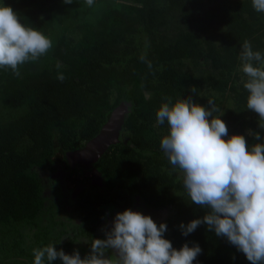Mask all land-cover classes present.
Here are the masks:
<instances>
[{
  "label": "trees",
  "instance_id": "1",
  "mask_svg": "<svg viewBox=\"0 0 264 264\" xmlns=\"http://www.w3.org/2000/svg\"><path fill=\"white\" fill-rule=\"evenodd\" d=\"M135 1L143 4L139 17L132 16V6L116 0H95L91 7L85 0L71 4L63 0H0L10 5L25 25L53 41L46 55L20 67L19 77L11 69L0 68V264H33L32 250L49 244L57 251L74 253L77 236L71 237L64 221L51 212L52 206H45L49 199L43 195L39 171L53 170L56 156L73 160L75 151L98 134L121 102L128 104V110L119 141L94 163L104 181L98 196L111 192L124 198L126 207L137 195L147 207L160 209L166 201L169 216L156 223L167 224L164 236L176 249L185 243L190 247L199 244L202 252L194 264H251L206 224L187 236L182 234L181 223L202 218L208 209L169 196L170 191L184 195L186 191L182 176L172 172L179 170L161 150L160 141L168 128L167 123L157 124L156 112L167 97L173 103L192 97L203 105L207 102L198 95L225 94L228 105L221 118L228 135H244L249 147L264 142L258 114L246 108L248 92L239 71L245 40L254 51L264 54V13L253 8L252 0H217L216 6H208L211 0ZM164 5L175 11L172 19L166 18ZM136 25L153 41L149 42L153 53L135 56L120 75L108 79L115 94L109 101L106 65L115 63L117 43L135 35ZM159 25L172 33L156 38ZM200 55L205 66L196 63V70L186 71L184 61ZM58 62L62 65L59 69ZM61 72L63 82L57 79ZM97 91L98 97L104 94L105 98L95 99ZM249 129L259 132L261 140L249 135ZM76 209L85 222L100 218L99 213H86L81 200ZM93 229L86 228L91 240ZM64 237L67 240L62 242ZM60 262L58 258L51 264Z\"/></svg>",
  "mask_w": 264,
  "mask_h": 264
},
{
  "label": "clouds",
  "instance_id": "2",
  "mask_svg": "<svg viewBox=\"0 0 264 264\" xmlns=\"http://www.w3.org/2000/svg\"><path fill=\"white\" fill-rule=\"evenodd\" d=\"M85 2L91 7L95 0ZM252 6L264 13V0H252ZM52 47L50 37L25 25L10 5L0 3V68L11 69L19 77L22 65L39 60ZM239 60V71L244 74L241 82L248 92L246 108L258 114L259 127L264 129V54L245 40ZM56 67L62 65L58 62ZM57 79L63 82L64 74L59 73ZM208 105L192 97L174 103L167 97L156 112L157 124L167 123L168 128L160 141L161 150L181 173L187 199L208 209L202 218L181 223L180 229L187 236L206 224L251 264H264V142L249 147L244 135L229 136L221 109L212 99ZM248 134L261 140L259 132L249 129ZM167 230L166 223L158 225L150 215L126 209L116 214L106 239H92L85 258L79 251L70 255L49 244L32 250L33 264H51L58 258L62 264H194L202 252L199 244L185 243L176 249L164 236ZM107 250L114 254L106 256Z\"/></svg>",
  "mask_w": 264,
  "mask_h": 264
},
{
  "label": "rangeland",
  "instance_id": "3",
  "mask_svg": "<svg viewBox=\"0 0 264 264\" xmlns=\"http://www.w3.org/2000/svg\"><path fill=\"white\" fill-rule=\"evenodd\" d=\"M116 1L121 2V3H125L129 6H132L133 10H134V14H132V16L139 17V13L141 14L143 4L136 2L135 0H116ZM229 1H232V0H227L226 2H229ZM217 2H218L217 0H211L208 2V6L209 5L210 6H216ZM163 7H164V12H165L166 18L172 19V15L175 13V11H173V9L169 8L167 5H164ZM160 26H162V25H159L158 26L159 28H157V30L155 31L156 38L157 37L159 38L161 36H165V34H168V33H172L171 31H168V30L165 32V30L167 28H163ZM136 27H137L138 31L135 33V35L134 34L127 35L126 39H124L123 41L119 40V43H117V47H119V51H118L117 59H116L115 63L111 64V65H106L107 70L104 74V78H105L104 82L106 85V92H105V94L107 96L106 99H108L109 101H112L114 99L115 94L112 90V86H111L110 81L108 82V79L109 78H116V76L120 75L121 69H126L127 68L126 66L128 65V63L131 62V59L135 58V56H138L141 53H144V55L149 56V54L153 53V45L151 43H149V42L153 43V41H150L148 35L145 33V31L141 25L140 26L136 25L135 28ZM158 42L161 43L162 39L161 38L158 39ZM194 60H196V62ZM184 63H185V69L188 72H193V68L196 70L197 65L198 66H205L204 59L201 58V55L199 57H197V59H187L184 61ZM196 63H197V65H196ZM146 93H147V95H150L149 91H146ZM198 97L205 99L207 104L204 103L203 105L206 107H210L208 105V99H212L215 102V104L217 105V107L219 109H221V111L223 113L227 109L226 107L228 104H227V102H224L226 99L225 94H219V93L211 92V93H207V94L204 93L203 95H198ZM103 98H105L104 94H102L100 97H98V91H97L95 99H103ZM220 114H221L220 112L216 113V115H220ZM80 127H81V121L76 123V128H77L76 131L79 130ZM121 130H122V128H121ZM123 135H124V132L122 131L121 136L123 137ZM119 137H120V132H119ZM119 137H118V141H119ZM123 139L125 140L124 137H123ZM63 161H64V159H62L61 157H58V156H56L52 159L53 166L57 167V169H58V170H54V174H56L57 175L56 177H58V178H60V175H61L60 174L61 173L60 168L62 169ZM74 164H76V163L75 162L66 163V165L68 167H71ZM48 171L50 173L51 170L49 168H45L39 172H40V175H45L48 173ZM97 172L99 174V177L98 176H95V177L100 184H95L96 182H91V184H90L89 182H87V180L86 181L84 180L86 187H89L90 185L93 186V189H91L90 187H89V189L85 188L86 193L84 194L83 199H82V206H83L86 213L98 214L99 210L105 209V211L106 210L108 211V210H110L111 207H115L117 209L122 210L121 212H123L126 209H132L133 211L140 210L141 212L143 211V214L150 215L155 221H161V220H163L169 216L168 212L170 210V205L167 206L166 201H164L163 204H161L162 207L160 209H158V208H154V207H147L145 205V203L143 202V200L138 195L134 197L133 202H132V203H134V205L131 207H130V205L126 207L124 198H122L121 196H118V195H114L111 192H107L103 196L99 197L98 192L103 190L104 181H103V178H102L100 172L99 171H97ZM172 172L174 174H177L178 176H182L181 173L177 170H173ZM49 175L53 176V173L51 172V174H49ZM80 189H81V187L77 188V191H80ZM171 195L177 196L179 199H181V202H184L186 205L189 203V200L187 199V195H184L183 193L170 191L169 196H171ZM59 219H61V217ZM91 224H94V225L96 224L98 226H101V228L99 227V232L100 231L101 232L97 235V236H99L98 237L99 239H106L107 238L106 232L108 230H110L112 227V224L110 221H109V223L107 221H105L104 223H103V221L97 222V219L93 218V220L91 221ZM176 228H178V225ZM66 240H67V237H64L62 242H65ZM75 244H76V248H75L76 250L75 251H79L81 258H85L91 252V244L88 243L87 238H79L78 242ZM64 252L67 253V251H64ZM113 254H114L113 250H107L105 253V255L108 257H111Z\"/></svg>",
  "mask_w": 264,
  "mask_h": 264
},
{
  "label": "flooded vegetation",
  "instance_id": "4",
  "mask_svg": "<svg viewBox=\"0 0 264 264\" xmlns=\"http://www.w3.org/2000/svg\"><path fill=\"white\" fill-rule=\"evenodd\" d=\"M68 162H75L76 164L72 165L71 167H68L66 165V163ZM95 162H85L83 160H76L75 158H73V160L67 161L64 158L62 169L60 168V178L56 177L57 175L54 174V170H58L57 167L51 170L50 173L48 171L47 174L41 175L42 181L44 182L43 195L49 199V203H44L45 206H52L51 212L53 214L55 213L57 215V218L61 217V219L65 223L64 228L65 230H67V233H70L71 237L77 236V240L79 238H87L88 243L90 244L92 240L87 235V226L91 228L93 226L95 227V229H93V239H97L99 237L97 235L101 232H99V227L101 228V226L85 222L79 216V212L76 209V204L77 202H80V200L82 204V199H80V197L84 196V194L86 193V189H89V187L93 189L92 185L86 187V184L84 183L86 180L90 184L91 182H96L95 184H100L95 177L98 173V170L94 166ZM51 172L53 173V176L49 175L51 174ZM79 187H81V189L80 191H77V188ZM133 205L134 203H132L130 207ZM104 211L105 209L98 211V213L100 214V218L96 217L97 222L103 221L104 223L105 221H107L109 223L110 221L113 226L116 214L119 213V211L121 212L122 210L117 209L115 207H111L110 210H106L105 212ZM64 236H67V234ZM59 264L62 263L60 262Z\"/></svg>",
  "mask_w": 264,
  "mask_h": 264
},
{
  "label": "water",
  "instance_id": "5",
  "mask_svg": "<svg viewBox=\"0 0 264 264\" xmlns=\"http://www.w3.org/2000/svg\"><path fill=\"white\" fill-rule=\"evenodd\" d=\"M128 110V104L121 102L110 113L108 120L102 125L97 135L87 141L84 146L75 151L74 158L85 162H95L107 150L118 141L119 132L123 124L124 114ZM99 177V174L97 175Z\"/></svg>",
  "mask_w": 264,
  "mask_h": 264
}]
</instances>
